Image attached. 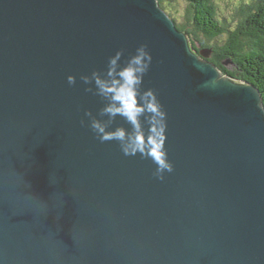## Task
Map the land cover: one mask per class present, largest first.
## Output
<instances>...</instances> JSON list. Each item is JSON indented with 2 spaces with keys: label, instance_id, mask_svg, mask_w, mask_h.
Here are the masks:
<instances>
[{
  "label": "water",
  "instance_id": "95a60500",
  "mask_svg": "<svg viewBox=\"0 0 264 264\" xmlns=\"http://www.w3.org/2000/svg\"><path fill=\"white\" fill-rule=\"evenodd\" d=\"M141 45L163 181L85 115L80 77ZM201 52L159 0H0V264H264V99Z\"/></svg>",
  "mask_w": 264,
  "mask_h": 264
},
{
  "label": "clouds",
  "instance_id": "9594fccd",
  "mask_svg": "<svg viewBox=\"0 0 264 264\" xmlns=\"http://www.w3.org/2000/svg\"><path fill=\"white\" fill-rule=\"evenodd\" d=\"M123 58L124 51H118L109 57L104 71H93L91 75L80 77L84 84L91 85L85 90L105 102L98 114L100 118L91 111L85 115L101 143L117 141L125 156L139 155L143 159H150L156 165L153 175L163 181L165 173L174 171L166 147L168 114L157 92L154 89H143L144 78L151 68L153 58L146 45L138 47L122 63ZM67 81L69 85H75L76 77L70 75ZM257 107L264 113V102ZM117 117L122 118L131 130L123 126L110 130Z\"/></svg>",
  "mask_w": 264,
  "mask_h": 264
},
{
  "label": "trees",
  "instance_id": "16d2710c",
  "mask_svg": "<svg viewBox=\"0 0 264 264\" xmlns=\"http://www.w3.org/2000/svg\"><path fill=\"white\" fill-rule=\"evenodd\" d=\"M159 1L177 27L189 34L195 50L196 44L201 43L205 48L209 43L213 50L210 61L221 70L223 66L217 58L233 60L242 68L241 72L223 70L224 73L256 85L264 99V0H259L257 7L256 0H239L233 7L229 0H225L229 13L220 11L217 0H183L187 13L185 21L176 17L181 11L177 7L178 0Z\"/></svg>",
  "mask_w": 264,
  "mask_h": 264
},
{
  "label": "rangeland",
  "instance_id": "374dc122",
  "mask_svg": "<svg viewBox=\"0 0 264 264\" xmlns=\"http://www.w3.org/2000/svg\"><path fill=\"white\" fill-rule=\"evenodd\" d=\"M237 1L239 0H229V3H230V6L232 5V7L234 5H236ZM217 3H218V7L220 8V11L222 12H226V13H229L230 10H226L227 6H228V3L225 1V0H217ZM256 7L258 6L259 4V0H256ZM186 6V3L183 1V0H178V4H177V7L179 10H181L180 12H178L176 14V17H178L179 19H182V20H186V16H187V13H186V10L184 9ZM222 9V10H221ZM254 15L256 13H253ZM172 18V17H171ZM173 19V18H172ZM189 19V18H188ZM174 20V19H173ZM175 21V20H174ZM176 23V22H175ZM177 25V23H176ZM256 26V25H254ZM253 26V28H254ZM179 29V28H178ZM180 30V29H179ZM255 29H252L251 32H254ZM181 31V30H180ZM230 39V38H228ZM223 44V41L220 42V44ZM193 44V43H192ZM193 47L195 48V45H193ZM196 49L198 50V52L201 54L202 52L201 51H204V52H207V57H205L206 59H208L209 61L212 60V55H213V50L211 49L212 47L209 46V43L206 44L205 48L202 47V44H196ZM220 48V47H217V49ZM222 49H223V46H222ZM220 55V54H219ZM219 60V62L221 63V67H222V70L220 69V67H218L221 72L226 75L224 73V71H232V72H235L237 73L236 71L238 72H241L240 70L242 69L241 67H239L237 64H235L233 62V60L231 59H228V58H217ZM211 62V61H210ZM218 62V61H217ZM213 63V62H212ZM215 64V63H214ZM224 70V71H223ZM228 76V75H227ZM231 77V76H229ZM233 78V77H232ZM234 79V78H233ZM235 81H241L245 84H248V85H251V86H254V87H257L256 85L252 84L251 82L247 81V80H238V79H234ZM258 88V87H257ZM263 98V97H262Z\"/></svg>",
  "mask_w": 264,
  "mask_h": 264
}]
</instances>
